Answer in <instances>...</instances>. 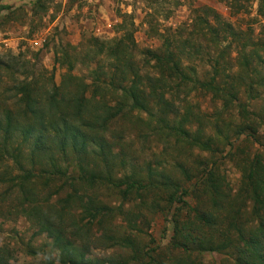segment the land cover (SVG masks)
I'll return each instance as SVG.
<instances>
[{
  "label": "rangeland",
  "instance_id": "1",
  "mask_svg": "<svg viewBox=\"0 0 264 264\" xmlns=\"http://www.w3.org/2000/svg\"><path fill=\"white\" fill-rule=\"evenodd\" d=\"M242 4L247 9L244 13L231 14L221 0H0V118L5 110H11L14 105L15 82L12 78H16L17 83L31 82L34 89L39 91L38 95L43 97L40 100L44 106L47 103L44 95L54 85L58 86L63 76H68L70 67H73L70 75L82 77L90 85L91 71L99 64L106 68L108 63L96 56L99 45L114 38L124 36L128 43V35L132 34L135 46H130V49L139 63L138 67H141L145 51L160 50L162 53L165 45L178 54H181L180 50L186 41L204 50V54L197 57L182 54V67H194L193 72L186 70L185 73L192 81L196 79V88H192L193 85L183 86V91L174 92L175 97L172 99L176 106L183 109L192 107L203 118L200 119V126L204 127L205 138L212 139L210 147L213 151L200 150L193 144H187L184 139L168 137L170 131L155 132L148 138L146 136L145 140L143 135L150 132L152 124L134 126L144 114L134 112L129 119L119 120L115 128L128 134L124 139V152L130 156V164L120 171L123 169L118 166L120 160L115 159L113 173L116 177L134 172L145 180L149 164L153 171L164 168V173L180 184L171 185L179 187L177 196L186 189L188 193L182 194L180 201L169 205L168 192L159 188L161 185H142L137 193H131L126 198L123 197L125 185L118 188L108 185L93 187L87 194L99 204L116 210L104 215L103 219L98 218V221L101 220L98 226V221L94 225L89 221L86 224L90 233L106 227L111 229L108 233L110 241L106 239L101 245L99 242L100 246L96 248L92 240H77L86 249V262L94 259L98 264H235L237 248L250 253L245 243L251 247L248 236L245 242L243 237L239 239L234 229L227 225V220L236 210L248 222H243L244 227L252 229L254 226L253 201L247 196L243 185L248 183L247 172L252 162L254 168L255 157L262 161L264 169V128H259L258 142L255 144L252 138H246V134L235 140L233 129L246 116L256 118L264 112V87H255L250 96L244 86L240 85L239 89L228 88L233 93L237 89L238 100H228L226 105L223 99L204 88L202 80L213 75L211 60L208 59L217 57L218 52L208 38L203 39L192 28L194 20L198 16L202 17L205 9H213L220 16L221 24L215 21L212 14L208 20L216 29H221L222 21L223 28H227L225 33V30L220 32L222 46L219 50L226 45L229 49L220 59L219 65L228 68L226 73L232 75L233 82H236L240 71L236 61L238 57L255 51L264 58V52L260 53L257 45L264 40V18L257 13L259 1L245 0ZM65 53L64 60L56 64L55 58ZM254 58H247L256 67V72H249V76L255 82L260 79L264 81L263 64H258ZM144 73L155 75L150 68ZM230 79L219 73L217 87L221 88ZM73 86L63 88L68 91ZM89 90L87 96H90ZM183 98L186 101L180 102ZM219 114L222 135L217 138L212 125L214 117ZM197 127L199 125L194 121L186 128L192 134ZM4 137L0 129V264H63L58 258L59 249L52 244L57 240L65 242L64 233L56 230H52L51 234L38 231L26 214L20 212L19 205L24 198L17 187L19 181L11 180L16 176L21 178L28 171L34 175L40 174L43 166L38 164V157L34 158V164L30 163V146L24 144L22 137L16 135V139L11 141ZM106 139L109 141L111 135L107 134ZM19 153L21 156L15 159H18V163H15L11 156H18ZM89 160L99 167L100 162L87 158ZM126 160L128 158L124 162ZM178 163H182L184 172L176 167ZM60 166L67 164L63 162ZM68 169L71 173H77L76 168ZM209 171L214 173V186L206 181L199 187L190 185L196 179L194 175L204 174L202 176L206 180ZM55 179L51 180L49 188L52 193L55 191L52 207L58 204V199L63 200L66 194V188L60 185L61 181ZM41 182L35 179L31 184L34 185L32 193L35 205L41 204L42 197L48 191L39 186ZM27 189L24 193H28L30 187L27 186ZM218 196L225 201L221 207L224 211H216L220 205L218 203H221ZM229 205L235 209L228 208ZM73 207L70 212L81 216V209L77 205L75 209ZM25 209L28 211L27 207ZM209 212L217 219L214 225L207 220ZM96 232L100 233L98 230Z\"/></svg>",
  "mask_w": 264,
  "mask_h": 264
},
{
  "label": "trees",
  "instance_id": "2",
  "mask_svg": "<svg viewBox=\"0 0 264 264\" xmlns=\"http://www.w3.org/2000/svg\"><path fill=\"white\" fill-rule=\"evenodd\" d=\"M221 1H224L231 14L244 13L247 10L242 4V1L245 0ZM258 1V16L264 18V0ZM205 10L202 17L198 16L197 20H194L192 28L194 33L202 35L203 39L208 38L209 42L215 45L218 56L211 59L209 55L205 54L206 57H209L208 60H211L210 68L213 75L209 76L207 80H202V84L199 81L197 83L204 84V88L212 91L219 99H223L226 105L228 100H238L236 93L240 85L244 86L248 96L251 95L255 87H264V81L260 79L259 82H255L253 81L254 78L249 76V72H256V67L247 59L248 57H255V61L258 64L262 63L264 67V58L255 51L251 54L239 55L241 58L238 57L236 60L240 69L239 77L236 79V82H238H233L234 80L232 79L234 77L226 73L228 68L224 65H219L220 59L225 56V52L229 49V46L226 45L219 50L222 46L220 32L225 30V33L227 28H223V21L221 29L212 27L208 20V18H211L210 14L220 24L221 18L213 9ZM212 35L216 37H211ZM131 37L132 34L130 33L128 35L130 42L128 41V43L125 42L124 36H122L99 45L100 48L95 54L98 58L101 57L108 63L106 68L99 64L91 71L92 80L90 85L85 83L82 77L70 75L73 68L70 67V70H67L68 76H63L60 84L56 87L54 85L44 95L47 99V103L44 106L41 105L40 100L43 97L38 95L39 91L34 89L31 82L29 84H26V82L17 83L16 78H12L13 82H15L13 85L15 90L14 105L11 110H5L2 118H0L3 120V123L0 120V129L5 134L4 139L11 141L16 139V135L22 137L24 144L26 143L30 146L31 156L28 157L30 163L34 164V158L38 157V164L43 166L40 174L34 175L33 172L28 171L23 173L21 178L16 176L11 180L15 179L17 183L19 181L17 187L24 198L23 203L19 205L21 208L20 212L26 214L30 222L38 228V231L51 234L52 230H56L63 232L64 236L68 238L66 240L64 237L65 242L62 241L61 243L57 240L52 244V246L59 249L58 258L63 264H98L94 259L86 262L84 257L86 249L77 240L88 242L92 240L96 248L106 239L109 241L111 239L110 234H108L111 230L109 227L102 230L96 229L100 233L96 231L95 233L93 231L90 233L86 227L88 221L94 225L98 218L103 219L104 215L112 214L116 210L113 207L99 204L91 195H88V191L93 187L108 185L118 188L125 185L123 197L126 198L131 193H137L142 185H161L159 188L168 192L169 199L167 203L169 205L176 200L180 201L182 194L188 193L186 189L182 191L180 196H177L179 187L171 185L180 184L173 182L170 176L164 173V168L160 171L157 169L153 171L149 164L145 180L134 172L123 173V175H120L121 177H116L115 173H113L116 168L113 164L115 159L119 158L120 160L118 166L123 168L120 171L126 168V164L127 166L130 164V156L124 152L126 146L124 139L128 134L124 130L118 131L115 128L119 120L129 119L134 112L140 115L144 114V117L140 116L134 126L137 128L143 124V126L152 124L150 132L143 135L145 140L150 134H155V132L170 131L167 134L168 137H176L178 140L184 139L187 144H193L200 150L213 151L212 147H210L212 139L210 137L205 138L204 127L201 128L202 126H200L202 122L200 119L203 118L195 109L193 111L192 107L190 109L184 107L183 109L176 106L175 100L172 99V97H175L173 93L180 92L183 86L186 88L193 85L194 87L192 86V88H196V79L192 81L188 74L185 73L186 70L193 72L192 68L194 67H189L190 69L188 67L183 68L181 56H183L182 54L191 57L202 56L204 54L203 47L197 49L196 45L186 41V45L180 50L181 54L175 53V51L170 49L169 45H165L162 53L160 50H147L143 54L144 59L140 65L141 67H138L137 64L139 63L135 60L130 49V46H135ZM257 45L258 51L260 53L264 52V40ZM65 55L66 53L62 57L56 55L55 63L62 62L61 59L64 60ZM11 61L14 62L15 59ZM147 68L152 69L155 75L151 76L148 73H144ZM219 73L224 78H231L221 88L217 87L216 84ZM262 80H264V77ZM70 85L74 86L65 91L63 87L66 88ZM234 87H237L236 93L229 90ZM89 89H91V93L90 96H87V90ZM185 101L186 99L184 98L180 100V102ZM259 115L256 118L246 116L234 126L235 140L246 134V138H252L254 144L258 142V130L261 129L260 127L264 128V112ZM20 117H22V121ZM177 118L180 119L177 121ZM214 118L215 121H213L214 125H212V128L215 136L219 138L222 135L219 127L220 114ZM194 121L198 123L199 127L191 134L186 127L187 125H192ZM107 134L111 135L109 141L106 139ZM224 140L228 141L226 137H224ZM228 144H230L229 141ZM115 149H118V151L115 152ZM20 156L21 154L19 153L18 156L12 155L11 157L15 161ZM56 156L60 158L57 159ZM87 158L100 162L99 167L97 164L91 163L90 160L87 161ZM125 158H128V160L124 162ZM254 160V168H252L254 163L252 162L247 172L248 183L243 185L248 192L247 196L253 201L252 211L254 214H252V217L254 226L252 229L247 228V226L244 227L243 222L246 224L248 222L243 220L240 216V211L236 210L230 220H227V225L234 229L237 237L239 239L243 237L245 242L248 236V243L251 245V247H247V242H245L247 251L251 254L244 251L243 248H237L238 253L235 264H264V169L261 165L262 161L258 157H255ZM63 162L67 166L61 167L60 163ZM15 163H18V159ZM202 164L205 165V163ZM68 167L76 168L75 171L77 170V173H71ZM176 167L183 172L185 171L182 163H178ZM258 173H261V175ZM200 175L198 173L194 175L193 177L196 179L190 185L199 187L205 181V183H210L212 186L216 184L213 171H209V176L206 180L203 179L202 175L204 174ZM55 178H58L61 181L60 185L66 188V194L63 200L58 199V204L52 207V195H54L55 191L52 193L49 188L51 186L50 183L56 180ZM35 179L42 181L41 185H39L40 187L48 189V195L46 194L42 197L41 204L37 205L33 203L34 194L32 191H34V185H31ZM253 179L254 181L252 182ZM26 185L31 189H29L28 193H24L28 191ZM217 198L221 203H218L220 205L216 211L219 209L223 210L221 207H223L225 201L220 196ZM76 205L81 209V216L70 212V209L73 206V209H75ZM25 207H27L28 211ZM228 208L235 209L231 205ZM83 215H85V219H83ZM207 216L208 222L214 225V221H217V219L212 212L207 213ZM83 221L84 224L82 223ZM99 223H101V220L97 222V226ZM115 264L118 263L116 262Z\"/></svg>",
  "mask_w": 264,
  "mask_h": 264
}]
</instances>
